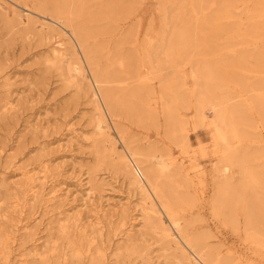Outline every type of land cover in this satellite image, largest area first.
Instances as JSON below:
<instances>
[{
	"label": "rangeland",
	"instance_id": "1",
	"mask_svg": "<svg viewBox=\"0 0 264 264\" xmlns=\"http://www.w3.org/2000/svg\"><path fill=\"white\" fill-rule=\"evenodd\" d=\"M45 1L0 0V264H212L192 247L198 241L204 256H217L213 264H264V234L246 225L253 211L264 224V0H139L132 18L95 16L93 41L107 45L100 61L114 62L120 74L137 71L135 46L151 19L156 49L164 40L186 47L166 74L178 78L171 94L163 96L152 74L127 97L128 110L144 106L157 118L145 120L113 116L95 97L71 28ZM95 2L85 8L98 15ZM73 44L85 71L76 70ZM205 82L230 113L227 143L217 141L211 104L204 120L198 116ZM97 101L107 138L97 129ZM165 104L187 144L169 136ZM125 144L150 149L179 171L171 184L181 198L173 209L180 233L154 191L121 166ZM248 170L258 176L249 189ZM155 215L169 232L152 224Z\"/></svg>",
	"mask_w": 264,
	"mask_h": 264
},
{
	"label": "bare ground",
	"instance_id": "2",
	"mask_svg": "<svg viewBox=\"0 0 264 264\" xmlns=\"http://www.w3.org/2000/svg\"><path fill=\"white\" fill-rule=\"evenodd\" d=\"M138 1L139 0H96V2L94 4L98 7V15L95 12H91L85 8L86 4H87V0H46L44 3L45 5H43V7H45V9H48V8L53 9L55 14L57 15V17L58 16L61 17L59 20L66 27L71 28L72 36L75 38V40L77 42V44H76V42H75V44H76V46L78 45V47L82 51L84 58L86 60V63H87V65L90 69V72L92 74V78H93L92 81L94 82V85H93V83L90 85L97 87L98 92H95L94 95L96 98L99 95V97L103 100V103L106 106L108 112H110L113 116L119 115V114L121 115L122 113H125V112H130V114H133L135 118H139L140 120H145L146 117H144V115H146L147 118H149L151 116L152 119L156 115H154L153 112H150L149 110L147 111L144 108V106L139 107L138 109L133 108L132 110H128V108H127V104H128L127 103L128 102L127 97L128 96H130V97L136 96L140 91L139 90L140 86L151 81L150 76L152 74H157L158 77L160 78V88H161L163 96L167 97L168 93L171 94V91H170L171 87L172 86L174 87V84L176 82L175 80L177 77L176 78H170V77H167L166 74H168V70L170 69L169 67H171V65L175 61H177V60L183 61V58L185 57V52H186L185 51L186 47L183 44V41L180 40L179 42H177L173 46L171 42L168 43L167 40H164L163 41V42H165L164 45H161V46H159V49H156L155 48V46H156V42H155L156 31L154 32V30H155L154 23H153V19H151V22L149 21L150 23L148 26V32L146 34L144 41L142 42V41L138 40V43L135 46V48L137 49V52H139V55L141 57V60L138 63V66L136 67L137 69L135 68L137 71H134V73H131V72H129L128 74L125 73V75H123V74H120L119 71H118L119 73L116 72L115 68L113 69L114 62L113 63H107L104 66L102 65L100 59L102 60V57L104 56L103 51L107 48V45H101V44L93 41L95 30L94 29L92 30V28L88 26V24L90 22H93L95 20V16L100 17L103 14H106L107 16L109 15L111 17H115V15L118 13V14H120V16L122 15L123 18H125V19L132 18L133 17L132 15H134V12H135L134 11L135 7H137V5H139ZM127 33H129V32H127ZM137 36H139V34H137ZM127 37L128 36L125 37V40L127 39ZM75 44H73L74 53L76 55L75 56L76 57L75 63L78 65V68L76 67V70L79 69L82 72V71H85V68L83 66V62L81 61V58L77 55V52H75L76 51L75 47H74ZM118 45H119V43L116 44V48ZM72 51H73V49H72ZM101 53L103 56L100 58ZM136 59L138 60V58H136ZM198 67H195L196 71L198 69L197 72H199L201 75H203V78H205V79L210 78L209 74L206 73V71L203 72L205 69L203 70L201 68L203 70V71H201V70H199ZM176 73H177V76H179L180 73L178 71H176ZM203 73L208 75L209 77L204 75ZM212 73H215V72L212 71ZM212 73H210V74L213 75ZM129 85H131L132 88L130 90L126 91V89L129 88L128 87ZM133 85H136L139 88H134ZM205 85H206V82H205ZM211 88L212 87H210V85L207 83L205 88L203 90H201L197 95V99H198L197 104H198V109H199L198 116L200 119L204 120L205 117H203L204 115L202 114V112H203L202 110L205 108L207 103L211 104L213 106V109L217 113V118L215 120V127H216V131H217V141L222 142V143H227L229 141V139L232 136H234L233 135L234 134V128H233L234 126H233V123L229 119L230 113L227 111V108L224 107L223 104L216 101L217 99H214V97L215 98L217 97V96H215L216 90L215 89L213 90V88L211 90ZM179 89H178V92H179ZM170 97H171V95H170ZM222 99H223V97L221 98V100ZM229 100H227V101H229ZM97 104L99 107L98 110L100 111V114H101V118L97 124V129L102 136L107 138L108 135L105 132L107 126L105 125L103 110L100 107L101 104L99 105L98 101H97ZM239 104H241V103H239ZM236 106H237V104H236ZM163 109H164V114L166 116V121H167V126H168L167 131H168L169 136H171L173 139H177V140L180 138L179 141H183L182 144L183 143L187 144L189 138H188L187 134L184 132L183 128L179 129V126H177V122H179V120L177 119V117H175V114L172 112L171 108L167 107V105L165 104V107ZM236 109H237V107H236ZM238 109L239 110H237V111H240V107H238ZM245 112H243V113L245 114ZM237 113L239 114V112H237ZM236 117H237V115H236ZM238 119H240V118H238ZM236 131H237V129H236ZM232 140H235V138ZM178 144H180V143H178ZM125 145H126L125 147L127 148L128 153L120 156L121 166L130 174H134L135 176L139 177L140 180L142 182L144 181L146 186H148L150 188V190L152 189L154 191L156 197L161 202L163 210H165L168 213V215L170 216V220H171L170 223H171L172 227H174L175 230H177V232L180 233L181 224H180L178 218L173 215V209H174V207L179 205V200L181 198L178 197L179 195H177L176 191L174 190V188L171 184V181H173V179H175V177L177 176L179 171L177 172L176 170L174 171L173 169H171V164H173V163H167L164 160L165 158H163V156L151 155L150 149H147L144 147L136 148V146L134 147V146H131L130 144L129 145L125 144ZM153 150H155V149L153 148ZM234 154H236L235 151H233L231 153V155H234ZM239 168H241V167H239ZM244 170H246V169H244ZM244 174H243V177H244L243 178V182H244L243 184L245 185L244 187L249 189V187H251L253 183H257V181H256L257 179L253 180L254 182L252 181V179L255 177H258V176H257V174H255L256 175L255 176L249 170L245 171ZM249 179H251L250 183H249V181H250ZM144 183L142 185H145ZM243 184H241V185L243 186ZM236 189H237V187H236ZM223 191H225V190H223ZM237 191H239V189ZM248 191H246V192L248 193ZM231 192H230V194H232ZM234 195H235V193H234ZM242 195H246V194L243 193ZM237 197H238V194H237ZM253 197H255V196H253ZM239 198H237V199H239ZM218 199H220V198H218ZM220 200H222V199H220ZM223 201L225 202V200H223ZM223 201L221 203H224ZM255 201H257V200H255ZM263 201L264 200H262V202H259V204L262 205V203H264ZM235 202L236 201H234V203ZM221 203L219 201V205ZM243 203H245V200ZM251 204H255V203H253V201H252ZM251 204L249 205L250 207H251ZM261 205H260V207H262ZM251 208H253V207H251ZM253 209H255V208H253ZM261 210H262V208H261ZM251 213L252 214L254 213V218H255L256 212L253 211ZM251 213L249 212V214L247 216L248 219H247L246 225L249 226L248 229H250V228H252V226H254L253 229L255 230L254 231L255 235L257 233H260V232H262L264 234V228L261 230L258 229V228L262 227L263 221L261 220L262 221L261 225H260L261 221H258V223H256L255 221L260 220L261 218H259V219L256 218L257 220L256 219L254 220ZM261 214H263V212ZM235 215H233V217H235ZM259 216H260V214H259ZM152 220H151L152 224H154L156 227L161 229L163 231V233L170 231V227L167 224H165L164 220L160 216L155 215L152 217ZM236 220H238V219H235V222H236ZM263 220H264V218H263ZM263 227H264V224H263ZM195 240H196V238H195ZM192 247L196 249V251L200 257L202 256L203 258H205L206 262H209L212 264L215 262L217 256L214 257V255H212V253H208V251L206 252V256H204V254H203L204 249L201 247L199 241L192 244ZM215 253H216V251H215Z\"/></svg>",
	"mask_w": 264,
	"mask_h": 264
}]
</instances>
